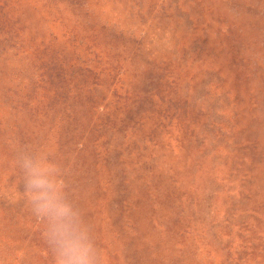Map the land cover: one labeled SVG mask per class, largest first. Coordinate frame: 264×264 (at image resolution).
Wrapping results in <instances>:
<instances>
[{"label": "rangeland", "instance_id": "rangeland-1", "mask_svg": "<svg viewBox=\"0 0 264 264\" xmlns=\"http://www.w3.org/2000/svg\"><path fill=\"white\" fill-rule=\"evenodd\" d=\"M24 146L105 264H264V0H0V264H53Z\"/></svg>", "mask_w": 264, "mask_h": 264}, {"label": "clouds", "instance_id": "clouds-1", "mask_svg": "<svg viewBox=\"0 0 264 264\" xmlns=\"http://www.w3.org/2000/svg\"><path fill=\"white\" fill-rule=\"evenodd\" d=\"M14 163L21 173L26 204L43 226L53 264H105L91 226L69 196L62 164L45 149L19 148Z\"/></svg>", "mask_w": 264, "mask_h": 264}]
</instances>
